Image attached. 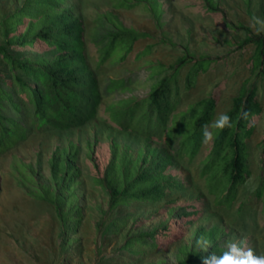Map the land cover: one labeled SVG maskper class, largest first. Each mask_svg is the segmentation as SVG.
I'll list each match as a JSON object with an SVG mask.
<instances>
[{
	"label": "rangeland",
	"instance_id": "1",
	"mask_svg": "<svg viewBox=\"0 0 264 264\" xmlns=\"http://www.w3.org/2000/svg\"><path fill=\"white\" fill-rule=\"evenodd\" d=\"M25 1L0 0V44L4 43L2 19ZM209 1L142 0L126 8L117 6V0H64L55 6L57 11H70L82 23L85 59L97 79L101 99L90 119L68 129L38 128L31 121V107L23 108L27 116L24 123L29 127L26 136L0 151V264H178L188 250L202 249L196 243V230L212 227L220 229L222 246L228 248L229 243H237L257 255L264 254V203L255 195L258 177L264 175V78L259 68H250L255 45L244 41L251 34L264 36V0ZM211 5L218 6V12L210 11ZM118 21L144 36L123 61H115V55L101 61L93 36L105 35ZM26 22L19 25L21 30ZM148 45L151 49L137 57L136 52ZM9 48L16 57L35 61L56 53L53 44L41 39L32 45ZM187 52L214 61L198 75L190 90L183 89L190 64L181 68V99L175 111L186 109L217 90L219 98L212 126L231 108L232 99L243 85H257L263 111L253 118L256 128L246 139L252 173L240 185L232 205L220 204L202 174L201 161L210 150L207 143L211 140L192 158L177 156L169 147L174 161L166 172L179 179L183 187L167 188L158 199L134 200L110 210L109 196L95 177L104 175L109 165L116 166L122 159H136L139 151L167 147L162 139L115 122L110 117V105L121 106L118 101L122 98L144 99L154 82L150 75L152 64L169 66ZM0 71L10 78L8 64L1 55ZM114 78L124 79L125 86L110 88ZM4 112L10 114L6 109ZM207 129L212 133L210 126ZM72 145L76 150L77 173L62 192L73 205H78L74 215L81 218L74 231L65 234L54 204L36 194L46 185L56 191L61 180L55 183L51 177V158ZM173 146L177 150L178 141ZM193 206L199 212L175 240L161 241L157 246L136 239L154 228L170 226L173 232L177 231L181 212ZM70 207L66 202L65 209ZM128 241L133 249L125 247Z\"/></svg>",
	"mask_w": 264,
	"mask_h": 264
},
{
	"label": "trees",
	"instance_id": "2",
	"mask_svg": "<svg viewBox=\"0 0 264 264\" xmlns=\"http://www.w3.org/2000/svg\"><path fill=\"white\" fill-rule=\"evenodd\" d=\"M136 1L142 0H117L116 5L129 8L136 5ZM61 2L64 0H26L22 6L2 19L4 43L0 44V55L8 64L11 75L6 78L4 72L0 71V151L26 136L29 127L24 123L27 118L24 107H31V121L38 128H73L83 124L97 111L101 92L85 59L81 34L83 26L70 11L55 9ZM194 2L202 4L200 1ZM154 6L152 5L153 8ZM209 9L218 12V6L211 5ZM25 20L26 26L21 30L19 25ZM142 36L143 33L125 27L118 21L115 28L108 30L105 35L95 34L92 42L98 47L101 61L113 55L115 61H123L134 51L136 42ZM38 39L54 45V56H42L35 61L16 57L10 51L9 47L13 45H32ZM244 41L255 45L250 68H259V73L264 78V36L251 34ZM151 47L148 45L144 50L137 51L136 56L141 57ZM212 61L214 60L206 56L187 52L169 66L154 63L150 68L154 82L144 99L122 98L118 101L121 106L114 107V103L110 105V117L115 122L162 139L167 146L139 151L136 159H122L116 166L114 163L109 165L104 175L95 177L109 196L110 210L134 200L158 199L165 194L167 188L183 187L179 179L166 172L174 161L170 150L176 151L177 156H196L202 147L205 148L207 142H204V129L209 126L212 139L207 144L211 147L201 161L202 174L207 177L208 185L218 203L230 206L236 201L240 185L245 184L252 173L248 163L249 144L246 139L255 131L256 123L253 118L260 116L263 111L257 85H243L239 94L232 99L231 108L224 113L231 118L232 127H225L223 130L211 126L219 98L217 90L188 105L186 109L175 111L181 99V68L190 64L183 81V89L190 90L195 87L198 75L206 72ZM7 86H12L13 89L8 90ZM123 86L124 79L110 80V88ZM5 109L10 112L9 115L5 114ZM245 113L247 118L244 117ZM175 141H178L177 150H173ZM73 148L74 145L63 148L61 154L51 158V177L55 183L61 180L59 186L56 184V191H51L46 185L36 194L54 204L65 234L74 231L81 218L80 215H74L78 205H73L71 199L67 200L62 192L68 189L77 173L74 162L76 150ZM60 172L61 177L58 176ZM258 178L260 182L255 195L264 203V175ZM66 202L71 206L69 209H65ZM198 212L196 206L192 209L185 208L180 214L181 221L177 225V231L173 232L170 226L154 228L150 232L139 234L136 239L157 246L161 241L175 240L186 225L193 223L192 217ZM114 222L117 223L118 219ZM195 236L196 243L204 237L210 241L211 247L207 250H188L187 256L180 258L178 264H203L205 256L212 253L220 256L228 250L219 243L221 231L217 227L208 230L198 228ZM125 247L133 249L129 241ZM239 247L246 250L242 245Z\"/></svg>",
	"mask_w": 264,
	"mask_h": 264
},
{
	"label": "clouds",
	"instance_id": "3",
	"mask_svg": "<svg viewBox=\"0 0 264 264\" xmlns=\"http://www.w3.org/2000/svg\"><path fill=\"white\" fill-rule=\"evenodd\" d=\"M247 118V113L244 114ZM213 127L223 130L225 127H232V121L226 114L220 115V117L214 122ZM212 139V134L204 129V142H208ZM197 244L200 245L204 250L210 247V241L201 237ZM203 264H264V254L257 255L251 248L247 250L239 247L237 243H229L228 250L222 255L217 256L214 253L205 256L203 258Z\"/></svg>",
	"mask_w": 264,
	"mask_h": 264
}]
</instances>
